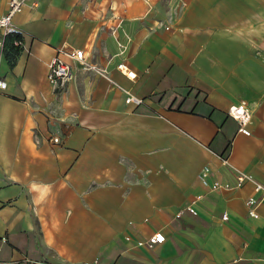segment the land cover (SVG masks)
<instances>
[{"label":"crops","instance_id":"obj_1","mask_svg":"<svg viewBox=\"0 0 264 264\" xmlns=\"http://www.w3.org/2000/svg\"><path fill=\"white\" fill-rule=\"evenodd\" d=\"M15 22L14 62L0 49V264H264V0H26ZM62 46L106 74L71 61L52 82ZM224 157L249 178L205 186L206 165L235 183Z\"/></svg>","mask_w":264,"mask_h":264},{"label":"built area","instance_id":"obj_2","mask_svg":"<svg viewBox=\"0 0 264 264\" xmlns=\"http://www.w3.org/2000/svg\"><path fill=\"white\" fill-rule=\"evenodd\" d=\"M26 0H0V3H3V6L0 10V49L4 50L6 47V38L9 35H21L22 29L15 22V16L22 10L23 5ZM22 39L15 38V45H22ZM121 46H124L120 43ZM75 62L79 67L91 70H97L101 73L106 74V69L100 68L97 64L92 63L88 60V54L84 48H74V47H58L56 54L52 57L49 64L48 77L59 85H65L73 74V64ZM117 67L126 74L128 77L134 79L137 76V72L135 69L131 68L127 63L121 62L117 65ZM5 81L0 74V90L4 87ZM126 101L128 103H134L139 105L143 102V98L134 94H130ZM228 113L239 123V129L244 132H249L247 130L246 124L251 117V111L243 106V105H232L228 109ZM59 136H52L51 140L53 142L59 141ZM224 165L231 171L233 176L235 177V183L231 184L228 182H222L219 180H210L209 172L210 167L206 165L203 170L199 174L200 181L205 185L210 187L211 189H218L221 187H233L240 186L246 178H249V175L244 171L236 169L230 162L227 157L223 158ZM262 185L260 183H256V188H260ZM247 203H255L254 199H249ZM192 211H195L193 205L189 206ZM251 215H257L255 211V204H253L251 210ZM224 218H227L225 215ZM166 239L165 234L162 231H157L153 234V236L149 239L148 245L150 247H154L157 244L163 243Z\"/></svg>","mask_w":264,"mask_h":264},{"label":"trees","instance_id":"obj_3","mask_svg":"<svg viewBox=\"0 0 264 264\" xmlns=\"http://www.w3.org/2000/svg\"><path fill=\"white\" fill-rule=\"evenodd\" d=\"M15 38H18V39H22V36L21 35H9L7 38H6V47H5V55L6 57L9 59V61L11 63L14 62L17 54L20 52L21 48H22V45H15L14 44V39Z\"/></svg>","mask_w":264,"mask_h":264}]
</instances>
